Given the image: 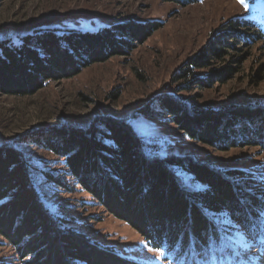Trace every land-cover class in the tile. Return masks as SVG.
<instances>
[{
    "label": "trees",
    "instance_id": "obj_1",
    "mask_svg": "<svg viewBox=\"0 0 264 264\" xmlns=\"http://www.w3.org/2000/svg\"><path fill=\"white\" fill-rule=\"evenodd\" d=\"M162 1L183 7L199 0ZM256 25L247 14L233 19V30L223 35L239 44L255 42L262 39ZM159 27L157 21L128 20L93 31L46 26L0 38V93L32 95L50 81L71 78L92 63L127 54ZM215 43L217 47L173 73V82H183L179 91H187L193 82L195 88H209L233 74L225 67L188 79L230 45L221 39ZM110 96L115 99L118 93ZM136 116H168L185 137L220 150L254 146L264 151L263 106L209 109L163 91L139 107L132 118ZM28 140L61 158L74 186L51 173L44 174L46 180L87 194L135 230L148 247L163 252L168 262L241 264L232 241L236 228L264 252V190L246 188L257 186L253 183L260 178L251 177L248 170H218L185 156L155 157L169 144L139 133L129 119L102 116L85 128L54 127L0 144V238L12 248L16 264H142L78 231L74 217L56 213L61 207H48L35 187L38 169L16 146ZM182 176L200 187H184Z\"/></svg>",
    "mask_w": 264,
    "mask_h": 264
},
{
    "label": "rangeland",
    "instance_id": "obj_2",
    "mask_svg": "<svg viewBox=\"0 0 264 264\" xmlns=\"http://www.w3.org/2000/svg\"><path fill=\"white\" fill-rule=\"evenodd\" d=\"M247 14L253 15L261 40L239 44L223 35L233 30V19ZM128 20L157 21L160 27L127 54L92 63L71 78L50 81L32 95L0 93V144L14 143L21 136L35 137L38 132L54 127L85 128L97 117L125 118L139 133L169 144L155 152V157L185 156L218 170H248L253 174L251 177L260 181L253 183L257 186L246 188L264 190V151L258 147L220 150L185 137L168 116L132 118L139 107L163 91L209 109L264 107V0L253 3L199 0L183 7L162 0H0V38L46 26L93 31ZM218 39L230 45L222 47L220 57H209L194 69L188 79L193 81L225 67L232 68L233 74L209 88H195L193 82L187 91H179L183 82H173V73L189 59L202 57L217 47ZM112 92L118 93L117 98L110 96ZM16 146L38 169L34 174L35 187L45 195L48 207L51 210L61 207L56 213L74 217L78 231L142 264H173L165 260L163 252L148 247L135 230L109 215L87 194L77 188L69 192L46 180L44 174L51 173L74 186L61 158L29 140ZM181 180L188 189L200 187L189 182L188 176H182ZM247 181L245 178L240 184L245 186ZM232 239L241 264L244 261L264 264V252L257 251L245 231L236 228ZM14 259L12 248L0 238V264H16Z\"/></svg>",
    "mask_w": 264,
    "mask_h": 264
},
{
    "label": "snow or ice",
    "instance_id": "obj_3",
    "mask_svg": "<svg viewBox=\"0 0 264 264\" xmlns=\"http://www.w3.org/2000/svg\"><path fill=\"white\" fill-rule=\"evenodd\" d=\"M238 2H242V0H238Z\"/></svg>",
    "mask_w": 264,
    "mask_h": 264
}]
</instances>
